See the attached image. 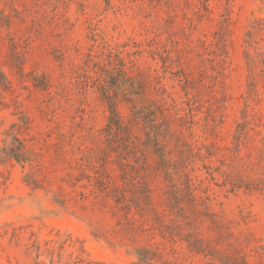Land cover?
I'll return each instance as SVG.
<instances>
[{"label": "rangeland", "instance_id": "374dc122", "mask_svg": "<svg viewBox=\"0 0 264 264\" xmlns=\"http://www.w3.org/2000/svg\"><path fill=\"white\" fill-rule=\"evenodd\" d=\"M0 264H264V0H0Z\"/></svg>", "mask_w": 264, "mask_h": 264}, {"label": "trees", "instance_id": "16d2710c", "mask_svg": "<svg viewBox=\"0 0 264 264\" xmlns=\"http://www.w3.org/2000/svg\"><path fill=\"white\" fill-rule=\"evenodd\" d=\"M112 112H113L112 113V118L110 120L113 119L114 124H112V122L110 121L111 122L110 126L116 128V129H120L121 128V124H125L124 117L119 115V113L116 112V111H112ZM127 125L129 126V123H127Z\"/></svg>", "mask_w": 264, "mask_h": 264}]
</instances>
